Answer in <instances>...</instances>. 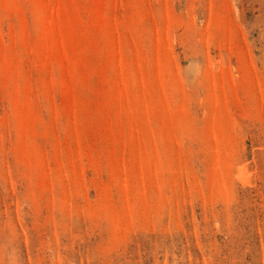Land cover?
Wrapping results in <instances>:
<instances>
[{
	"label": "rangeland",
	"instance_id": "1",
	"mask_svg": "<svg viewBox=\"0 0 264 264\" xmlns=\"http://www.w3.org/2000/svg\"><path fill=\"white\" fill-rule=\"evenodd\" d=\"M0 264H264V0H0Z\"/></svg>",
	"mask_w": 264,
	"mask_h": 264
}]
</instances>
